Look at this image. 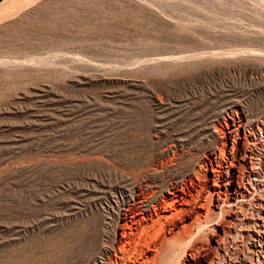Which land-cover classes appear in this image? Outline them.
I'll use <instances>...</instances> for the list:
<instances>
[{
	"label": "rangeland",
	"instance_id": "rangeland-1",
	"mask_svg": "<svg viewBox=\"0 0 264 264\" xmlns=\"http://www.w3.org/2000/svg\"><path fill=\"white\" fill-rule=\"evenodd\" d=\"M231 121L252 148L264 0H0V264H91L171 182L208 205Z\"/></svg>",
	"mask_w": 264,
	"mask_h": 264
},
{
	"label": "bare ground",
	"instance_id": "bare-ground-1",
	"mask_svg": "<svg viewBox=\"0 0 264 264\" xmlns=\"http://www.w3.org/2000/svg\"><path fill=\"white\" fill-rule=\"evenodd\" d=\"M241 126L240 122L231 121L230 126L223 132V139L221 138L223 146H220L222 148H220L221 156L216 158L214 166L213 163H210L209 172L212 175V182L208 183L209 177L206 178L205 183L200 185L201 190L206 187L209 189L208 205L201 203L196 198L193 199L191 207L188 203L190 200L186 198L185 186L179 190L176 186L177 182H171L164 186L165 191L163 189L164 192H161L160 197H155V200L152 196L157 190L151 189L149 195L153 201L148 213H143L140 220L133 216L128 218V212L123 213L122 222L119 224L115 222L118 225L116 224L114 234L120 230L118 239L109 238L106 233L109 231H105L106 227L103 224L102 238L99 243L96 241L97 245L89 263L140 264L144 261V264H161L164 261L165 248L168 249L169 243L172 244V248L176 246L179 248V254L174 255L172 260H170L171 258L166 259L165 261H171L168 264H264V129L261 128L262 126L260 127V138L252 141V148L240 151L238 131ZM131 169L129 171L136 172V169H134L135 171ZM162 170V167H152L145 171L156 174ZM189 181L191 186L195 185V180L190 178ZM119 189L121 193H125L127 188L120 186ZM128 190L132 192V188ZM145 201L147 200L145 199ZM182 204L190 207L183 209L184 207L177 206ZM192 212H194L193 221L189 223L188 231L184 232L182 230L188 224L185 225L183 220L186 216L190 218L189 214ZM176 222L182 225L174 226ZM193 222L196 225H193ZM209 225L210 228L207 229ZM176 227L178 229H175ZM90 236H92L91 233ZM141 241L145 242L144 244L147 242V245L155 242L152 256L144 255L141 252L143 249L139 250L138 245L142 246ZM82 247L85 249L87 246Z\"/></svg>",
	"mask_w": 264,
	"mask_h": 264
}]
</instances>
